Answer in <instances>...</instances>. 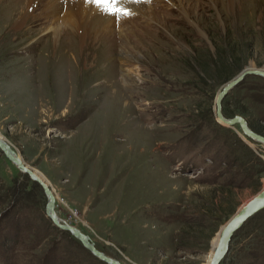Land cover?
<instances>
[{
  "label": "rangeland",
  "instance_id": "obj_1",
  "mask_svg": "<svg viewBox=\"0 0 264 264\" xmlns=\"http://www.w3.org/2000/svg\"><path fill=\"white\" fill-rule=\"evenodd\" d=\"M141 1L149 15L125 8L122 26L73 39L75 63L57 67L70 31L49 36L35 11L50 64L0 50V141L50 188L57 220L114 264H209L221 228L264 188V143L215 117L224 86L264 72V0ZM219 114L264 139V80L245 75ZM46 202L0 151V264H107L52 225ZM219 264H264V209Z\"/></svg>",
  "mask_w": 264,
  "mask_h": 264
},
{
  "label": "bare ground",
  "instance_id": "obj_2",
  "mask_svg": "<svg viewBox=\"0 0 264 264\" xmlns=\"http://www.w3.org/2000/svg\"><path fill=\"white\" fill-rule=\"evenodd\" d=\"M227 1L228 4H232L234 0H227ZM144 2L148 3L149 0H144ZM253 2L254 1L251 0L250 3L253 5ZM121 6L123 8H128L129 10L135 13L142 14L145 16L151 13L149 11L150 9L148 10L147 6H145L144 3L142 4H140L139 2L128 3ZM35 11H39V14L41 16L44 15L45 18L50 22L49 28L51 29V32L49 33V36L51 35L52 37H57L58 33L62 29H67L70 31L67 34L68 37H66V41L68 43L65 44L63 48V51L64 52L66 51L68 53L70 51L71 52L73 51V46H72L73 39H78L80 41H83L84 39H90V37L96 36L102 30H106V29L110 30V28H113L114 26L120 27L122 26V24H124L123 21L119 22V20H117L114 16L108 15L105 12L98 9L95 4L88 3V0H0V50L6 48H10V49L13 48L28 53L32 51L40 50V52L38 53L39 56L37 55L38 57H36V59L35 56H27L26 58L23 59V61L15 60L17 63L25 62V64L33 65L36 62L37 63L38 62L41 63L43 61L48 62L47 57H49L50 55L49 47L47 48V46L43 43V40H37L38 38L32 39L33 37L32 29L35 26V21H36L34 19L36 16L33 15ZM180 12H182V16L184 18H187V14H185L184 11L180 10ZM250 13H251L250 10H247L246 15ZM26 19L28 20L26 21ZM11 25H13L12 32L9 30ZM18 37L20 38L22 37V39H20L21 42L17 44V46L13 47L12 43H14ZM31 40L33 41L31 42ZM65 57L68 58L67 59L68 62H64ZM75 61L76 59L75 57H73V54L69 53L67 54V56H64L62 54L61 57L60 56L57 57L55 60L52 61L51 64L57 67L62 64L66 65V63L67 65L69 64L72 65L75 63ZM48 63L46 65H48ZM246 70L250 71L252 70V68L249 67ZM241 121L242 122L241 123L239 122V124L242 126V129H244V131L247 132V127L245 126V122L242 119ZM0 146L7 147V144L0 141ZM7 148L8 150H10L9 147ZM11 152L10 153L12 154L14 160L18 161L20 165H23L26 171L27 170L31 171V175L33 176V178L37 179V181L34 182L38 183L41 186V188L46 189L49 192V195H51L50 188H48L45 184H43V182L39 178H37L36 171H34L33 169L31 170L30 168L25 166L24 163L21 161V158L17 154H15L13 150ZM54 216L56 218V221L59 224H61L60 221L57 220L55 211H54ZM61 225H65V224H61ZM71 231L73 233L75 230L72 228Z\"/></svg>",
  "mask_w": 264,
  "mask_h": 264
},
{
  "label": "water",
  "instance_id": "obj_3",
  "mask_svg": "<svg viewBox=\"0 0 264 264\" xmlns=\"http://www.w3.org/2000/svg\"><path fill=\"white\" fill-rule=\"evenodd\" d=\"M258 75L260 76L263 80H264V72L263 71H257V70H244L242 71L237 77H235L233 79V81L229 82L226 86H224L222 88V90L218 93L217 95V104L215 106L216 112H215V117L217 119V121L220 123V125L226 126V127H230L232 126L234 123H241V118L239 117H234L232 120H226L224 118H222L219 114V109H220V102L222 101V99L226 96V94L233 89L237 84H239L242 80V78L245 75ZM241 128V127H240ZM242 129V128H241ZM241 131H243L242 133H244V135H246L249 139H253L256 141H261L262 143H264V139H262L261 137H259L258 135L252 133L249 129L247 132L244 131V129H242ZM0 151L3 153V155L13 164L16 165L17 169L19 171H21L22 173H26L28 175V177H30V179H32L33 181H37L36 178H33V176L31 175V171L27 170L23 167V165H20V163L16 160L13 159L12 157V152L10 150H8V148L6 146L1 147L0 146ZM11 152V153H10ZM46 198H47V202L45 204V208H44V215L47 219L50 220V222L52 223L53 226H55L56 228H58L59 230H66L69 231L72 235H74V237H76V239H78V241L81 243L82 247L85 248L87 251H89L92 255H94L95 257H97L98 259L106 262L107 264H114V262L112 260H110V258L105 257L104 255L100 254L99 252H97L92 244L88 241L87 238H85L82 234H79V232L74 231L72 233L71 231V227L65 226V225H61L56 221V218L54 216V201L52 198V195H49V192L42 188ZM264 209V188L259 191L256 195H254L249 201H247L245 204H243V206H241L235 213L234 215L226 222V224L221 228L220 232H219V236L215 245V248L213 249V253L211 255L210 258V262L209 264H219L220 260L223 258V256L225 255L227 248H228V243L232 237V235L243 225V223L249 219L252 215L256 214L257 212L261 211Z\"/></svg>",
  "mask_w": 264,
  "mask_h": 264
},
{
  "label": "snow or ice",
  "instance_id": "obj_4",
  "mask_svg": "<svg viewBox=\"0 0 264 264\" xmlns=\"http://www.w3.org/2000/svg\"><path fill=\"white\" fill-rule=\"evenodd\" d=\"M139 0H88V3L95 4L98 9L108 15L114 16L117 20L129 16V12L121 5L137 3Z\"/></svg>",
  "mask_w": 264,
  "mask_h": 264
},
{
  "label": "trees",
  "instance_id": "obj_5",
  "mask_svg": "<svg viewBox=\"0 0 264 264\" xmlns=\"http://www.w3.org/2000/svg\"><path fill=\"white\" fill-rule=\"evenodd\" d=\"M86 251V250H85Z\"/></svg>",
  "mask_w": 264,
  "mask_h": 264
}]
</instances>
